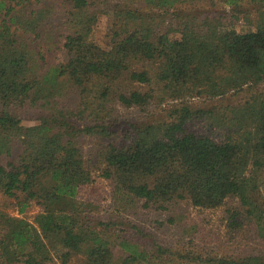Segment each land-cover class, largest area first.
I'll return each instance as SVG.
<instances>
[{"label":"trees","instance_id":"trees-1","mask_svg":"<svg viewBox=\"0 0 264 264\" xmlns=\"http://www.w3.org/2000/svg\"><path fill=\"white\" fill-rule=\"evenodd\" d=\"M180 201L264 242V0H0V264H264L160 241Z\"/></svg>","mask_w":264,"mask_h":264},{"label":"rangeland","instance_id":"rangeland-1","mask_svg":"<svg viewBox=\"0 0 264 264\" xmlns=\"http://www.w3.org/2000/svg\"><path fill=\"white\" fill-rule=\"evenodd\" d=\"M58 4V3H55ZM227 10V9H226ZM110 13L108 14H98V22L96 26V32L98 33L101 30L107 28L110 22ZM237 31L250 30L253 26H250L246 23L240 22L233 24ZM48 60L50 62H58L62 60V53L60 51L49 55ZM166 105V104H164ZM158 109L153 105L149 104L146 106L145 112H153ZM142 109H132L131 117H137L145 113ZM156 113V112H153ZM21 123L23 125H30L32 122L30 120L22 119ZM188 127L193 130L198 131L201 134H206L208 131L204 126L203 122L200 120H194L189 122ZM216 139H219V136H215ZM82 153L85 158L91 155L92 144L89 143L90 140H84ZM106 141V140H104ZM103 141V142H104ZM109 192L108 182L98 176L97 172L93 173V183L88 186L86 189L81 191V197L83 198H94L96 197L101 203H107V197ZM6 206L5 211L8 214L18 215L14 206L11 205V201L7 200L4 202ZM224 207H219L216 209H203L195 208L189 205L187 202L180 201L177 204L173 205V208L169 210V214L172 215L177 221L175 224L165 223L164 228L156 230L157 238L174 247L175 249H180L183 251H200L206 253L207 251H214L216 253H233L239 254L244 252H257L264 251V242L263 240H254L251 236V233L246 231H239L237 234L229 233L226 231L224 223L222 221ZM38 208L35 204H31L23 216L31 221L32 217L37 213ZM197 225V234L194 237L191 243L187 245L180 244V241H177L178 231H180L179 226L181 224H194ZM188 242L187 239L184 243ZM77 260L72 259L70 264H76Z\"/></svg>","mask_w":264,"mask_h":264}]
</instances>
